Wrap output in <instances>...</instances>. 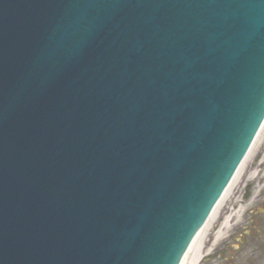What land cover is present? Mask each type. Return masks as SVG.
Instances as JSON below:
<instances>
[{
    "label": "water",
    "instance_id": "95a60500",
    "mask_svg": "<svg viewBox=\"0 0 264 264\" xmlns=\"http://www.w3.org/2000/svg\"><path fill=\"white\" fill-rule=\"evenodd\" d=\"M103 1L0 0V264H178L264 119V0Z\"/></svg>",
    "mask_w": 264,
    "mask_h": 264
},
{
    "label": "flooded vegetation",
    "instance_id": "af4514ba",
    "mask_svg": "<svg viewBox=\"0 0 264 264\" xmlns=\"http://www.w3.org/2000/svg\"><path fill=\"white\" fill-rule=\"evenodd\" d=\"M256 169L253 180L248 174L236 194L242 199V205L247 204L240 217L232 220L226 229L223 239L214 244L213 230L210 242L206 248L205 264H264V138L257 151ZM258 194L253 197V192ZM251 195L248 200L244 197ZM254 201H250L252 199Z\"/></svg>",
    "mask_w": 264,
    "mask_h": 264
},
{
    "label": "rangeland",
    "instance_id": "374dc122",
    "mask_svg": "<svg viewBox=\"0 0 264 264\" xmlns=\"http://www.w3.org/2000/svg\"><path fill=\"white\" fill-rule=\"evenodd\" d=\"M264 137V128L262 129L255 145L254 148L250 154V157L248 158V160L246 161L244 167L242 168V171L240 173V175L238 176V178L236 179V181L234 182L228 197L225 199L224 203L222 204V206L220 207V209L218 210L217 215L215 216V218L213 219V221H211V223L209 224V226L206 228L203 236H202V240H201V249H200V255H199V260L197 261L196 264H201L202 262V258L205 255V248L204 246H206V242H207V237H208V233L210 232V229L212 227V225H215L216 222L218 221V219L221 217V214L223 213V211L225 209H227L229 207V203L232 201V199L234 198L233 195H236V192L238 191V189L242 186V181H243V177L248 173V172H252L253 168H252V163H253V159L256 155V152L259 148V146L261 145L262 142V138ZM253 174V172H252Z\"/></svg>",
    "mask_w": 264,
    "mask_h": 264
},
{
    "label": "bare ground",
    "instance_id": "6f19581e",
    "mask_svg": "<svg viewBox=\"0 0 264 264\" xmlns=\"http://www.w3.org/2000/svg\"><path fill=\"white\" fill-rule=\"evenodd\" d=\"M255 143H256V141H255ZM255 143H254V145H255ZM250 154H251V152H250ZM249 157H250V155L247 156L246 159L244 160V162L242 163L241 167L237 171V173H236L234 179L232 180L231 184L229 185V187L225 191L224 195L222 196V198L220 199V201L216 205L214 211L212 212V215H211L209 221L202 228V230L199 231L198 236H196V238L193 240L190 248L188 249V251L186 252V254L183 257V260H182L181 264H196L197 263V261L199 259V255H200L202 236H203L206 228L209 226L211 221H213V219L217 215L219 208L222 206V204L224 203L225 199L228 197L229 192H230L234 182L236 181V179L240 175V172L242 171V168L244 167V165H245V163H246V161L248 160Z\"/></svg>",
    "mask_w": 264,
    "mask_h": 264
}]
</instances>
